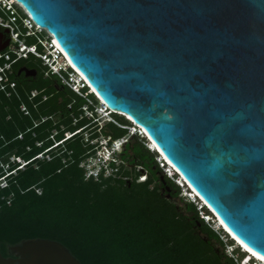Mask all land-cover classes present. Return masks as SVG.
<instances>
[{"label": "water", "instance_id": "water-1", "mask_svg": "<svg viewBox=\"0 0 264 264\" xmlns=\"http://www.w3.org/2000/svg\"><path fill=\"white\" fill-rule=\"evenodd\" d=\"M17 1L264 257V0ZM8 249L0 264H82L53 238Z\"/></svg>", "mask_w": 264, "mask_h": 264}, {"label": "trees", "instance_id": "trees-1", "mask_svg": "<svg viewBox=\"0 0 264 264\" xmlns=\"http://www.w3.org/2000/svg\"><path fill=\"white\" fill-rule=\"evenodd\" d=\"M26 15L16 4L13 12L0 5V16L15 17L20 38L35 43L37 36L26 34L23 25ZM38 49L44 50L40 42ZM4 61L0 57V64ZM22 65L37 74H18ZM13 67L17 93L0 89V178H5L0 182V244L5 256L9 245L48 237L64 243L82 264H238L246 252L237 245L227 252L233 238L201 216V210L211 213L206 205L199 207L201 201H183L182 186L163 171L147 136L129 132L131 120L113 112L114 120L98 123L85 113L84 106L94 110L98 100L88 86L77 92L46 75L47 65L33 52ZM35 88L39 92L31 96ZM125 134L121 161L111 162L117 166L114 174L86 178L81 163L95 155L98 142L93 139ZM138 165L147 170L146 180L137 179Z\"/></svg>", "mask_w": 264, "mask_h": 264}, {"label": "built area", "instance_id": "built-area-1", "mask_svg": "<svg viewBox=\"0 0 264 264\" xmlns=\"http://www.w3.org/2000/svg\"><path fill=\"white\" fill-rule=\"evenodd\" d=\"M14 2L19 3L17 0H2L1 6L5 8H10L11 12H13ZM4 4L6 5L4 6ZM19 4L22 6L21 3ZM15 12L16 11L14 10V13ZM14 20H15L14 16H11V18L9 19L0 16V25L6 26L9 29H11V33H10L11 41L6 49L0 51V57L2 56L5 57V61L0 64L1 90H4L7 95H11L13 92L17 93V89H16L17 80L15 78H12L11 76V74L15 72L13 64L16 61H18L21 57L28 56L30 52H33L36 55L40 56L43 60V64L47 65L45 69L46 75L57 76L62 83L67 84L69 87H71L73 90L77 92H81L83 87L88 86L87 83L85 82V78L81 77V74H79L72 67V64L69 63L67 59H65L61 48L57 46V44L54 42L53 35L47 30L46 27L39 25L34 20L29 19L28 17H24L23 25L27 27L26 34H30V35L32 34L37 36V42L27 43L26 41L20 38L21 31L20 28L16 27L12 23V21ZM41 33H46V35L41 36ZM38 42H40L43 45V49H44L43 51H40L38 49ZM56 82L58 83V81ZM88 90L92 91L91 88H89ZM38 92H39L38 89L36 88L33 89L31 91V96H34ZM21 107L25 111V113L29 112L27 106L24 103L21 105ZM84 108H85V113L88 114L89 116L92 117L94 116V119L100 124H102L101 120H103L104 117L105 118L112 117V108L108 106V104L106 103L100 102V104L95 106L94 110L89 109L88 105L84 106ZM86 111H88V113ZM101 115H103V118L100 117ZM127 127L130 133L139 132L140 134L145 135L144 131L142 130V127L139 125L131 124V125H127ZM71 134H72L71 132H67V136ZM94 139H93L94 142L95 141L98 142V145L96 146L95 155L88 157L87 159L83 160L81 163L86 168L85 171L86 178L94 177L95 179H98L101 173L104 176H109L111 174H114V172L117 170V166H112L111 162L115 161L116 163H119L121 161L120 152L128 140V135L125 134L118 138H111L110 136L107 137L101 136V137H95ZM146 144L150 149L156 150V148L152 145L151 141L148 138ZM156 158L160 166L162 167L163 171L168 176L172 177L182 187L186 186L181 176L176 172L175 169L172 168L171 164L165 161L162 155L157 154ZM138 168H140L141 171L139 172L137 179L146 180L148 176L147 170L144 169L141 165H138ZM0 182L5 183V178L2 179L0 178ZM185 191L186 192L183 193L185 196L197 202L198 198L196 197L195 194H193V192L188 187L185 188ZM202 205L203 203L200 202L199 207H201ZM200 212H201V216L204 217L206 221L210 222L214 228L218 227L220 229H224L219 225L218 221L216 220L213 214L211 213L207 214L203 210H201ZM235 244L238 246L236 242ZM238 264H263V262L253 258L248 252H246V259H241L240 261H238Z\"/></svg>", "mask_w": 264, "mask_h": 264}, {"label": "bare ground", "instance_id": "bare-ground-1", "mask_svg": "<svg viewBox=\"0 0 264 264\" xmlns=\"http://www.w3.org/2000/svg\"><path fill=\"white\" fill-rule=\"evenodd\" d=\"M54 42L57 44V46H59L60 48H61V46L58 44V42L56 41V40H54ZM61 50H62V52L64 53L63 55H64V57H65V59H67V61L69 62V63H71L73 66H74V64L70 61V59L68 58V56L66 55V53L64 52V50L61 48ZM75 67V66H74ZM76 68V67H75ZM77 69V68H76ZM78 70V69H77ZM79 71V70H78ZM80 74H81V77H83V78H85V80H87L86 79V77L82 74V72H80ZM87 82H88V80H87ZM90 86H91V84H90ZM91 89L92 90H95L92 86H91ZM98 94V93H97ZM99 95V94H98ZM100 99L101 100H104L102 97H100ZM107 104V103H106ZM142 130L144 131V133L148 136V134H147V132L142 128ZM148 138H149V140L151 141V143H152V145L161 153V155L163 156V158L164 159H166V160H168L167 159V157L162 153V151L160 150V148L156 145V143L154 142V140L153 139H151L149 136H148ZM167 162H170L169 160L167 161ZM171 163V162H170ZM169 163V164H170ZM172 164V163H171ZM172 166V168L174 169H176V167L172 164L171 165ZM174 166V167H173ZM177 170V169H176ZM181 178L183 179V181H185L186 182V180H185V178H184V176L181 174ZM188 183V182H187ZM194 192H193V194H195V195H198V193L196 192V190L193 188L192 189ZM199 196V195H198ZM200 197V196H199ZM215 218H216V220L218 221V223H219V225L222 227V228H224L225 229V231H227L231 236H233L240 244H242V246L247 250V252L248 253H250V254H252V255H254L253 253H255V256L258 258V259H260L263 263H264V257L262 256V255H260L259 253H257V252H255L254 250H252L250 247H248L242 240H240L234 233H232V231L229 229V228H227V226L221 221V219L218 217V215H215Z\"/></svg>", "mask_w": 264, "mask_h": 264}, {"label": "rangeland", "instance_id": "rangeland-1", "mask_svg": "<svg viewBox=\"0 0 264 264\" xmlns=\"http://www.w3.org/2000/svg\"><path fill=\"white\" fill-rule=\"evenodd\" d=\"M19 5V4H18ZM20 6V5H19ZM20 8L23 10V12H25V10L20 6ZM27 14V13H26ZM2 29V28H1ZM9 33H11V29H9V31H8ZM45 35H46V33H45ZM95 104L96 105H98V104H100V102H99V100H97V102H95ZM95 105V106H96ZM87 113H88V111H86ZM101 114V113H100ZM105 118V117H104ZM103 118V120H101V122L103 123V122H105V120L106 119H104ZM85 136H88V133H86L85 132ZM87 139V138H86ZM94 140H96V139H94ZM11 159H12V157H11ZM96 160V159H95ZM187 187V185L186 186H184V187H182V190H183V188H184V190H183V193H185L186 191H185V188ZM182 190H181V192H180V195L179 196H182V199H183V201L184 200H191L190 198H188L187 196H185V195H183V193H182ZM197 202H198V199H197ZM216 228V227H215ZM216 229H218V230H220V228H216ZM223 236H224V239H227V238H229V236L228 235H225L224 234V232H223ZM235 242V241H234ZM233 246H236V244L234 243V244H232V245H229V246H226V250H227V252H229V253H231V251H232V248H233ZM236 256H238V254H235ZM240 260L241 259H246V254L244 255V256H242V258H239ZM239 260V261H240ZM260 263V262H259ZM264 264V263H263Z\"/></svg>", "mask_w": 264, "mask_h": 264}, {"label": "clouds", "instance_id": "clouds-1", "mask_svg": "<svg viewBox=\"0 0 264 264\" xmlns=\"http://www.w3.org/2000/svg\"><path fill=\"white\" fill-rule=\"evenodd\" d=\"M13 4H14V5H15V4L18 5L19 3L14 2ZM0 5H2V0H0ZM5 5H6V4H4V6H5ZM19 5H20V4H19ZM19 5H18V6H19ZM20 6H21V5H20ZM20 6H19V7H20ZM21 7L25 10V8H24L23 6H21ZM26 12H27V11L25 10V13H26ZM26 17H27V15H26ZM45 50H46V49H45ZM62 53H63V52H62ZM63 54H64V53H63ZM72 67L75 68L73 65H72ZM78 72H79V71H78ZM79 74H80V72H79ZM85 81H86V83H87V85H88V87H89L90 84L87 82V80H85ZM89 88H91V86H90ZM94 91H95V90H94ZM92 92H93V90H92ZM95 92H96V91H95ZM93 93H94V92H93ZM98 100H99V99H98ZM111 108H112V107H111ZM112 110H116V109L112 108ZM118 111H119V110H118ZM120 112H122V111H120ZM112 113H113V111H112ZM123 113H124V112H123ZM98 115H100V114H98ZM120 115H122V114H120ZM112 116H113V114H112ZM113 117H114V116H113ZM102 118H103V117H102ZM104 119L108 120L107 118H104ZM106 120H105V121H106ZM135 124H136V122H135ZM135 124L133 123V125H135ZM136 125H138V124H136ZM145 135H146V134H145ZM146 136H147V135H146ZM147 138H148V136H147ZM148 139H149V138H148ZM156 150H157V149H156ZM157 151H158V150H157ZM159 154H160V153H159ZM165 160H166V159H165ZM167 161H168V160H167ZM167 161H166V162H167ZM168 163H170V162H168ZM170 164H171V163H170ZM171 165H172V164H171ZM173 167H174V166H173ZM174 169H175V168H174ZM175 170H176V169H175ZM176 172L181 176V173H180L178 170H176ZM184 184L187 185V187H188L190 190L193 189L192 186H190V185L187 183V181H186V182L184 181ZM182 193H183V190H182ZM183 195H184V194H183ZM198 195H199V194H198ZM196 197H197L199 200H200V198H201V197H198L197 195H196ZM201 199H202V198H201ZM200 201H201V200H200ZM201 202H202V201H201ZM203 205H204V204H203ZM211 214H212V213H211Z\"/></svg>", "mask_w": 264, "mask_h": 264}, {"label": "flooded vegetation", "instance_id": "flooded-vegetation-1", "mask_svg": "<svg viewBox=\"0 0 264 264\" xmlns=\"http://www.w3.org/2000/svg\"><path fill=\"white\" fill-rule=\"evenodd\" d=\"M2 31H3V39H4V40L10 38V33H9L8 31H6L5 28H3ZM41 36H43V35H41ZM44 36H45V35H44ZM10 41H11V40H10ZM22 66H27V65H22ZM22 66H21V67H22ZM22 72H24V71H21L20 73H19V71H18V74H21ZM25 74H26V73H25ZM36 74H37V72H36ZM36 74H34V75H36ZM55 84H56V81H55Z\"/></svg>", "mask_w": 264, "mask_h": 264}, {"label": "snow or ice", "instance_id": "snow-or-ice-1", "mask_svg": "<svg viewBox=\"0 0 264 264\" xmlns=\"http://www.w3.org/2000/svg\"><path fill=\"white\" fill-rule=\"evenodd\" d=\"M255 255V253H253Z\"/></svg>", "mask_w": 264, "mask_h": 264}]
</instances>
